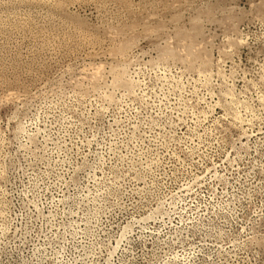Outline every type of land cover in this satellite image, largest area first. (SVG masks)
<instances>
[{
    "label": "rangeland",
    "instance_id": "obj_1",
    "mask_svg": "<svg viewBox=\"0 0 264 264\" xmlns=\"http://www.w3.org/2000/svg\"><path fill=\"white\" fill-rule=\"evenodd\" d=\"M0 264H264V0H0Z\"/></svg>",
    "mask_w": 264,
    "mask_h": 264
},
{
    "label": "bare ground",
    "instance_id": "obj_2",
    "mask_svg": "<svg viewBox=\"0 0 264 264\" xmlns=\"http://www.w3.org/2000/svg\"><path fill=\"white\" fill-rule=\"evenodd\" d=\"M198 76V75H197ZM256 105V104H255ZM244 106V105H243ZM199 114V113H198ZM250 130V129H249ZM241 132V131H240ZM254 133V132H253ZM197 135V134H196Z\"/></svg>",
    "mask_w": 264,
    "mask_h": 264
}]
</instances>
